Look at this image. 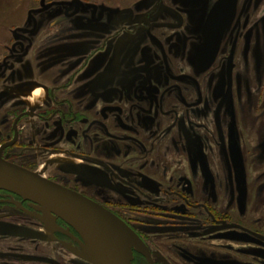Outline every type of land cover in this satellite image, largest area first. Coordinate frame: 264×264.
<instances>
[{
  "label": "flooded vegetation",
  "instance_id": "obj_1",
  "mask_svg": "<svg viewBox=\"0 0 264 264\" xmlns=\"http://www.w3.org/2000/svg\"><path fill=\"white\" fill-rule=\"evenodd\" d=\"M4 36L1 158L111 213L131 264H264V0H32ZM86 247L0 188V264Z\"/></svg>",
  "mask_w": 264,
  "mask_h": 264
},
{
  "label": "water",
  "instance_id": "obj_2",
  "mask_svg": "<svg viewBox=\"0 0 264 264\" xmlns=\"http://www.w3.org/2000/svg\"><path fill=\"white\" fill-rule=\"evenodd\" d=\"M0 188L61 211L84 235L87 253L89 252L90 258L97 264H131L124 227L102 207L1 157Z\"/></svg>",
  "mask_w": 264,
  "mask_h": 264
},
{
  "label": "rangeland",
  "instance_id": "obj_3",
  "mask_svg": "<svg viewBox=\"0 0 264 264\" xmlns=\"http://www.w3.org/2000/svg\"><path fill=\"white\" fill-rule=\"evenodd\" d=\"M32 5V0H0V44L5 32L21 23Z\"/></svg>",
  "mask_w": 264,
  "mask_h": 264
}]
</instances>
